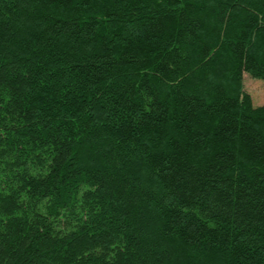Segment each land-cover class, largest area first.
Instances as JSON below:
<instances>
[{
    "label": "trees",
    "instance_id": "16d2710c",
    "mask_svg": "<svg viewBox=\"0 0 264 264\" xmlns=\"http://www.w3.org/2000/svg\"><path fill=\"white\" fill-rule=\"evenodd\" d=\"M264 0H0V264H264Z\"/></svg>",
    "mask_w": 264,
    "mask_h": 264
},
{
    "label": "rangeland",
    "instance_id": "374dc122",
    "mask_svg": "<svg viewBox=\"0 0 264 264\" xmlns=\"http://www.w3.org/2000/svg\"><path fill=\"white\" fill-rule=\"evenodd\" d=\"M243 89L250 95L253 106L264 104V80L243 73Z\"/></svg>",
    "mask_w": 264,
    "mask_h": 264
}]
</instances>
